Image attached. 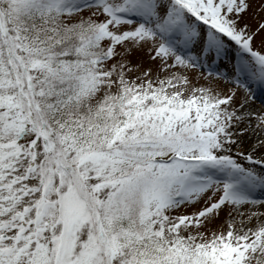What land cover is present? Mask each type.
<instances>
[{
  "label": "snow or ice",
  "instance_id": "1",
  "mask_svg": "<svg viewBox=\"0 0 264 264\" xmlns=\"http://www.w3.org/2000/svg\"><path fill=\"white\" fill-rule=\"evenodd\" d=\"M0 264H264V0H0Z\"/></svg>",
  "mask_w": 264,
  "mask_h": 264
},
{
  "label": "rangeland",
  "instance_id": "2",
  "mask_svg": "<svg viewBox=\"0 0 264 264\" xmlns=\"http://www.w3.org/2000/svg\"><path fill=\"white\" fill-rule=\"evenodd\" d=\"M253 22H255V21H253ZM131 59L133 60L134 63L143 60L145 62V66H147V58L143 54H140V53L133 54Z\"/></svg>",
  "mask_w": 264,
  "mask_h": 264
}]
</instances>
